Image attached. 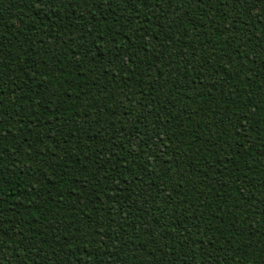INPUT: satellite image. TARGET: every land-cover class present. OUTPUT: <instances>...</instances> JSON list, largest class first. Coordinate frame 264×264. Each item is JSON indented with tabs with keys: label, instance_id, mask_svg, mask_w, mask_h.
Here are the masks:
<instances>
[{
	"label": "trees",
	"instance_id": "1",
	"mask_svg": "<svg viewBox=\"0 0 264 264\" xmlns=\"http://www.w3.org/2000/svg\"><path fill=\"white\" fill-rule=\"evenodd\" d=\"M0 264H264V3L0 0Z\"/></svg>",
	"mask_w": 264,
	"mask_h": 264
},
{
	"label": "snow or ice",
	"instance_id": "2",
	"mask_svg": "<svg viewBox=\"0 0 264 264\" xmlns=\"http://www.w3.org/2000/svg\"><path fill=\"white\" fill-rule=\"evenodd\" d=\"M261 3H264V0H261Z\"/></svg>",
	"mask_w": 264,
	"mask_h": 264
}]
</instances>
